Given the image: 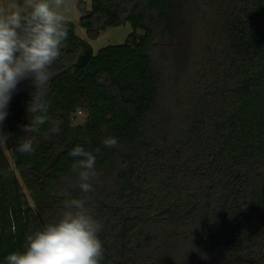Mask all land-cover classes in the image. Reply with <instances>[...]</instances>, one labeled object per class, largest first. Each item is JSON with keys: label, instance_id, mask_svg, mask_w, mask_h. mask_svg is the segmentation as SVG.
I'll use <instances>...</instances> for the list:
<instances>
[{"label": "trees", "instance_id": "16d2710c", "mask_svg": "<svg viewBox=\"0 0 264 264\" xmlns=\"http://www.w3.org/2000/svg\"><path fill=\"white\" fill-rule=\"evenodd\" d=\"M190 1L191 55L167 88L155 57L183 24L178 0H92L90 10L81 2L89 37L127 21L134 31L95 52L66 20L50 120L37 133L23 130L34 86H17L3 122L12 164L0 147V264L64 200L83 195L68 155L77 144L96 155L97 173L113 167L89 194L101 264H264V0ZM163 86L172 114L162 130ZM82 110L86 122L74 125ZM26 135L34 153L17 150ZM108 136L116 147L103 145Z\"/></svg>", "mask_w": 264, "mask_h": 264}, {"label": "clouds", "instance_id": "9594fccd", "mask_svg": "<svg viewBox=\"0 0 264 264\" xmlns=\"http://www.w3.org/2000/svg\"><path fill=\"white\" fill-rule=\"evenodd\" d=\"M65 0H12L0 7V147H7L10 133L3 131L8 105L17 86L30 80L34 86L28 103L29 124L26 133H37L48 123L49 103L46 100L50 71L60 57L68 39ZM59 127L51 128L59 132ZM103 145L116 147L118 138L108 136ZM17 150L22 154L34 153V137L22 138ZM96 153L100 149L97 148ZM68 155L74 158L71 169L77 174L76 187L83 194L63 201L55 220L46 222L26 237L23 251H14L6 257V264H101L104 247L99 233L102 225L91 207L97 180L96 155L77 144ZM98 182V180H97Z\"/></svg>", "mask_w": 264, "mask_h": 264}, {"label": "rangeland", "instance_id": "374dc122", "mask_svg": "<svg viewBox=\"0 0 264 264\" xmlns=\"http://www.w3.org/2000/svg\"><path fill=\"white\" fill-rule=\"evenodd\" d=\"M10 2H12V0H0V7L6 6ZM17 2L23 4L25 0H17ZM81 2L88 10L92 8V0H65L67 9H61V11L65 15L66 20L74 23L76 34L89 42L95 52L106 45L122 44L126 42L129 34L134 31L131 22L127 21L119 26L102 30L100 35L96 38L89 37L87 30L81 25L80 22L81 16L84 14V10H82L80 6ZM178 4H181L183 24L181 26L178 24L173 37L162 40V44H159L157 55L155 57L156 67L159 72L162 73L163 83L166 88L167 86L165 85V82L170 81V79L173 78V74L175 72H179V70H182L187 66L189 57L191 55V10L194 8L193 2L190 0H178ZM164 86L161 88L162 104L158 113V120L162 130L167 126L172 114L170 107L168 106V100L167 95H165L166 92L164 91ZM87 116L88 113L85 110L78 111L73 118L74 125L85 123ZM2 150L4 153L3 159L12 164L14 161L12 157L11 146L7 145V147H2ZM112 168V165H109L105 169L99 170L97 173L98 182L97 180L94 181H96L98 184L108 182L111 178ZM24 191L30 199V203L34 206V208H36L31 191L26 188ZM34 215L39 218L40 222H43L37 208Z\"/></svg>", "mask_w": 264, "mask_h": 264}]
</instances>
